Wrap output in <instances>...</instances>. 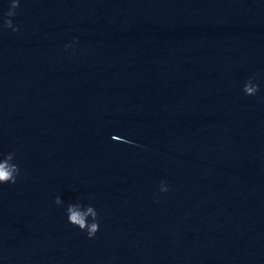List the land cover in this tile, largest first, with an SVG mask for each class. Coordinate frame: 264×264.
<instances>
[{"label":"water","instance_id":"water-1","mask_svg":"<svg viewBox=\"0 0 264 264\" xmlns=\"http://www.w3.org/2000/svg\"><path fill=\"white\" fill-rule=\"evenodd\" d=\"M11 19L0 264H264V0H20ZM70 203L97 210L94 238Z\"/></svg>","mask_w":264,"mask_h":264},{"label":"clouds","instance_id":"clouds-1","mask_svg":"<svg viewBox=\"0 0 264 264\" xmlns=\"http://www.w3.org/2000/svg\"><path fill=\"white\" fill-rule=\"evenodd\" d=\"M19 6L20 0H10L8 11L0 15V31L11 30L13 33L20 31L19 27L14 25L11 19L17 15ZM70 47H72V45H65L66 50ZM258 91L259 85L253 82V78H250L243 88V92L247 96H255ZM14 159V152H10L6 155L0 154V185L17 183V179L21 174V169L19 165L14 162ZM169 190V187L161 182L159 191L161 193H167ZM55 204L58 206L63 204L61 197H56ZM66 214L68 222L82 232H86L89 239L96 236V233L99 231V214L93 206L70 203L66 208Z\"/></svg>","mask_w":264,"mask_h":264}]
</instances>
